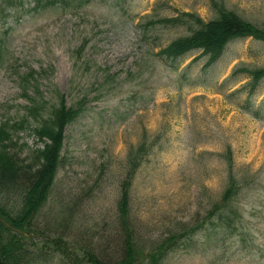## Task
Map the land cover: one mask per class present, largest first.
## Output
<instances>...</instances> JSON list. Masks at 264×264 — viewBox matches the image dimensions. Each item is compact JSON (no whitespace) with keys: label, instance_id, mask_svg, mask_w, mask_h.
Masks as SVG:
<instances>
[{"label":"rangeland","instance_id":"obj_1","mask_svg":"<svg viewBox=\"0 0 264 264\" xmlns=\"http://www.w3.org/2000/svg\"><path fill=\"white\" fill-rule=\"evenodd\" d=\"M214 3L264 27V0L0 1V121L19 122L35 91L50 106L59 94L67 106L85 105L63 133L55 185L36 219L43 238L24 239L51 255L34 264H58L60 237L72 260L95 249L122 255L117 201L130 157L140 161L128 219L141 264L220 199L229 166L240 185L239 228L198 231L161 264H264V79L247 111L245 96L231 94L247 83L236 69L264 66V42L234 40L207 69L200 52L175 62L158 54L187 34L183 14L207 22ZM257 110L259 118L250 114ZM29 131L13 137L19 158L40 146Z\"/></svg>","mask_w":264,"mask_h":264},{"label":"trees","instance_id":"obj_2","mask_svg":"<svg viewBox=\"0 0 264 264\" xmlns=\"http://www.w3.org/2000/svg\"><path fill=\"white\" fill-rule=\"evenodd\" d=\"M0 1L5 4L12 0ZM72 1L74 0H36V6L44 8L55 4L65 5ZM79 4V6L83 5L82 0H79ZM213 7L216 16L207 22L197 15L183 14L188 19L185 24L187 34L170 41L167 46L159 50V56L166 61H176L187 54L200 52V56L208 57L205 65L207 67L214 63L226 46L234 40L252 38L264 42V27L246 21L222 5L214 3ZM178 19L161 22L175 24ZM2 58L0 53V64ZM196 60L197 57L194 61ZM236 73L247 74L251 78V83L245 89L246 93L251 95L257 88V82L264 77V67L241 68L234 74ZM242 91L243 89H240L237 93ZM37 93L35 91L33 97L28 99L31 105L24 107L26 111L19 122L0 121V264H34L37 258L51 256L49 253L41 255L36 251L28 250L23 243L27 236L43 238L41 235L43 232L38 229L36 219L47 206L55 185V177L61 164L63 133L85 108L82 101L75 106H67L60 94L57 95V103L50 106ZM25 129H29L31 135L40 144L28 151L27 159L19 158L11 148L16 145L13 141L14 135ZM139 166L140 161L130 157L129 166L119 185L117 222L123 236L122 255L111 259L102 257L95 249L93 252L85 251L82 258L75 257L72 260L62 251L60 243L64 244V241L60 237L53 242L57 253L63 255L58 258V264L65 263L66 259H69L67 264L142 263L136 232L128 219L132 183ZM239 192L240 185L233 174L232 166H229L227 186L220 199L213 202L206 213L198 217L192 226L184 228L179 234L168 235L153 246L146 253L147 264H161L170 253L178 250L198 231L209 227L226 230L238 228L237 209L233 201ZM45 238L51 243L49 237L45 236ZM57 253L54 252V255Z\"/></svg>","mask_w":264,"mask_h":264}]
</instances>
